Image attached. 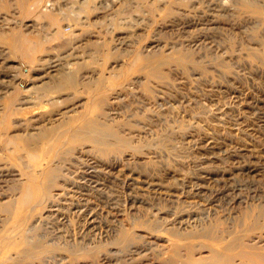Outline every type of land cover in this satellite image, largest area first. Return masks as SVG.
Wrapping results in <instances>:
<instances>
[{"label":"rangeland","instance_id":"374dc122","mask_svg":"<svg viewBox=\"0 0 264 264\" xmlns=\"http://www.w3.org/2000/svg\"><path fill=\"white\" fill-rule=\"evenodd\" d=\"M243 1L264 11V0H187L167 17L163 0H90L88 11L84 0H27L24 8L0 0V35L22 33L27 46L40 47L34 57L42 60L24 62L0 43V203L14 193L20 167L27 166L25 150L6 141L8 135L22 133L25 120L43 117L39 125H47L97 108L91 89L50 94L54 107L35 88L66 63L71 70L84 66L78 88L93 80L101 56L89 40H106L115 53L106 64L115 68L112 82H100L110 102L107 118H115V129L139 149L105 159L77 149L69 160L53 159L68 180L35 212L28 236L54 247L103 244L93 259L72 262L67 250H57L35 261L10 248L17 261L3 264H163L175 244L169 230L194 231L191 245L206 254L208 236L232 237L248 214L263 211L264 225V64L248 55L255 49L264 58V19L246 12ZM67 39L70 47H60ZM174 48L189 49L201 68L188 66L185 74L172 66L168 79L151 81L150 89L143 74L130 71L137 51ZM18 86L24 88L12 93ZM6 218L0 212V235L12 226ZM121 232L138 236L129 245ZM251 237L263 247L264 227Z\"/></svg>","mask_w":264,"mask_h":264},{"label":"bare ground","instance_id":"6f19581e","mask_svg":"<svg viewBox=\"0 0 264 264\" xmlns=\"http://www.w3.org/2000/svg\"><path fill=\"white\" fill-rule=\"evenodd\" d=\"M84 1L85 2L83 3L85 5L83 8L85 11H88L90 8L88 2H90V0ZM163 1V5L165 7L163 14L165 17L172 16L175 6L181 8L187 6V0ZM16 2L18 5H20V8H24L26 6L25 4L27 0H16ZM144 4L147 6V2H144ZM241 7L246 12L255 16L259 15L264 19V11L258 5L256 6L250 1H243ZM153 10L154 7L150 6L149 12L151 13ZM25 41L26 40L22 33L18 31L2 32V35H0V43L6 45L13 53H15V57L18 54L19 56L17 55V57H19L20 60H23L29 64L33 62H42V60L34 57V52L40 49V47H38V45L31 47L27 46ZM108 44L109 42L106 40H89L88 45L91 46L93 52L95 51V53L97 52L99 56H101L99 60L101 61L100 66L102 68L94 71L93 80H88V82H85L78 88V85H80L79 72L82 70V68H84V66L77 64V68L71 70L69 67L70 63H66V67H63L62 65V67L59 69L54 70L55 73L51 70L54 74L48 73V76L45 77L46 82L43 81L42 83H39V86L35 87L38 91H40L39 93L42 97L49 98V102L51 101L52 105L55 104V101H53V98L50 96V94L56 93L57 96H59L62 92L67 91L69 94L75 95L81 92H88L89 89H91L97 101V108L94 109L91 114L86 116V114L83 113L77 117L66 116L61 118V120L58 122H56V120H51L47 125H39V123H43L45 121L43 117H38L33 121L34 123L31 119L25 120V122L22 123V133H19L18 135H8L6 139V141L9 138L15 140L18 142L15 143V146L22 147L25 150L27 166L20 167V179L16 180L15 184L13 185L14 193L11 190L13 194L10 195L6 201L0 203V212H3L7 215V220L8 217L13 219L12 226L5 230L3 235H0V264L7 263L8 261H17L15 257H11V255L8 254L10 248L14 250L16 254H18L20 251L26 252V258L35 261H43V257L50 254L51 251L55 252L57 250H61L62 252H65L67 250L72 262H76L80 259H93L98 250H101L104 247L103 244H100L93 247L92 249H88L86 247L76 245L75 242L73 245L71 244V248L67 245L61 247L59 244L57 247L55 246V248L52 245H47L40 242V240L35 239V235L28 236V234H30L32 230H34L33 227L36 226L34 223L33 224L35 226H33L31 223V220L35 218V212L44 210L48 203L53 201L55 195L54 191L56 192L58 190H63V184H65L68 180L67 176L62 174V169L53 162L54 158L69 156V160L77 149L83 150L86 148L89 151L91 149L96 152L100 159H105V157L110 154L119 156V154H122L125 152V150L139 153L138 147L127 142V140L122 137L120 131L115 129V118H107L108 110L106 108L110 106V102H108L107 94L100 86V82L102 83L103 81H107L111 83V79H113L115 75L113 73L115 68L111 67L108 69V67H106V64L110 59H115V53L109 50L110 46ZM70 45L71 42L69 39H67L64 41V45H61L60 47L68 46L69 48ZM76 51L74 53H76ZM248 55L253 60L259 58L260 62L264 64V58L259 51L254 49L253 51H250ZM71 57L73 58V55ZM69 60L71 59L69 58ZM218 62L223 63L221 59H219ZM114 63L115 66L120 65L117 60L114 61ZM130 65V71L132 70L145 76L146 80L143 85L147 89H150L148 85L151 81L159 84L165 79H168L167 70L172 66L180 68L185 72V74L188 73V66H194L196 69L201 68L200 64L194 59V57H192V52L189 49L186 50L183 48H174L169 52L137 51L133 57V62L130 63ZM116 85L117 84H114L113 86ZM23 86H18L19 88L12 87V93H17L18 90H22L24 88ZM9 109L11 112H18V110L21 108H5V110ZM76 121H78V124L74 125ZM4 122L5 119L0 122V125H3ZM12 123L18 124L19 122L13 121ZM28 127H33V132H29L32 129H28ZM77 158L80 157L78 156ZM77 175L78 174H76V176ZM65 216L67 217V215ZM262 216L263 211L258 216H254L251 213V215L248 214L246 218H242L240 225H237L239 228L237 232H235L236 234L232 237L226 238L222 234L208 236L211 244L206 250V254L200 251V249L198 250L193 245H191L190 240L193 237H196L193 233L194 231L185 234L179 233L178 231V233H176L174 230L167 229L169 230L168 233L174 238L175 244L163 264H264V246H260L258 244L259 241L254 242L252 237L249 238L251 233H255L263 229L264 225L263 223H260V217ZM86 222L88 223V221ZM206 228L210 227L207 226ZM125 235L126 236L122 239V241L124 243H129V245L132 241H134V238L138 236L136 235L133 237L131 234ZM30 238L32 240H30ZM178 241L183 242V249L179 247ZM142 262L140 264H142Z\"/></svg>","mask_w":264,"mask_h":264}]
</instances>
